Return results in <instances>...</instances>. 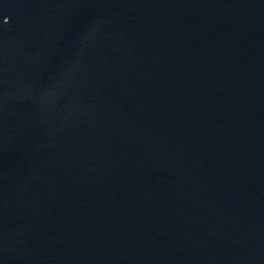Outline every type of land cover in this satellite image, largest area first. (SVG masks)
Segmentation results:
<instances>
[{"label": "water", "instance_id": "1", "mask_svg": "<svg viewBox=\"0 0 264 264\" xmlns=\"http://www.w3.org/2000/svg\"><path fill=\"white\" fill-rule=\"evenodd\" d=\"M0 264H264V0H0Z\"/></svg>", "mask_w": 264, "mask_h": 264}]
</instances>
